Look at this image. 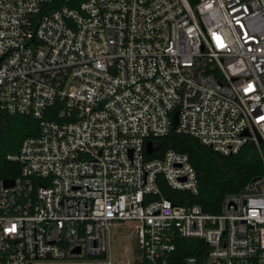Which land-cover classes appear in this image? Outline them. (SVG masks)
Here are the masks:
<instances>
[{
	"label": "built area",
	"instance_id": "built-area-1",
	"mask_svg": "<svg viewBox=\"0 0 264 264\" xmlns=\"http://www.w3.org/2000/svg\"><path fill=\"white\" fill-rule=\"evenodd\" d=\"M0 110L39 127L6 154L0 264H112L115 221L151 264H180L179 236L207 244L181 264H264V0H0ZM172 127L253 140L263 171L217 211L176 201L159 179L197 192L188 153L146 155Z\"/></svg>",
	"mask_w": 264,
	"mask_h": 264
},
{
	"label": "trees",
	"instance_id": "trees-1",
	"mask_svg": "<svg viewBox=\"0 0 264 264\" xmlns=\"http://www.w3.org/2000/svg\"><path fill=\"white\" fill-rule=\"evenodd\" d=\"M57 105L49 106L54 109ZM55 116V112L47 113ZM39 130L38 120L30 114L10 113L0 110V177L15 176L20 162L6 156L18 149L21 139ZM152 150L148 157L161 155L168 147L187 152L198 179V191L179 190L170 186L163 178L159 179L162 191L176 201H198L209 211L219 210L222 195L228 190L240 188L246 181L263 171V160L259 147L253 140L243 143L231 153H223L203 143L194 135L170 128L164 134L150 136ZM172 258L182 263L186 254L202 256L207 244L201 237L179 236ZM139 263V262H138ZM140 264H151L142 259Z\"/></svg>",
	"mask_w": 264,
	"mask_h": 264
},
{
	"label": "rangeland",
	"instance_id": "rangeland-1",
	"mask_svg": "<svg viewBox=\"0 0 264 264\" xmlns=\"http://www.w3.org/2000/svg\"><path fill=\"white\" fill-rule=\"evenodd\" d=\"M111 232L112 264H140L136 235L131 224L119 225L118 221H115L111 225Z\"/></svg>",
	"mask_w": 264,
	"mask_h": 264
},
{
	"label": "water",
	"instance_id": "water-1",
	"mask_svg": "<svg viewBox=\"0 0 264 264\" xmlns=\"http://www.w3.org/2000/svg\"><path fill=\"white\" fill-rule=\"evenodd\" d=\"M177 115H178V109L176 108L174 111H173V115H172V125L173 126H175L176 125V123H177ZM146 150L148 151V152H150L151 150H152V140H151V138H148L147 140H146ZM13 177H9V176H7V177H4V182L6 183V184H11V183H13Z\"/></svg>",
	"mask_w": 264,
	"mask_h": 264
}]
</instances>
